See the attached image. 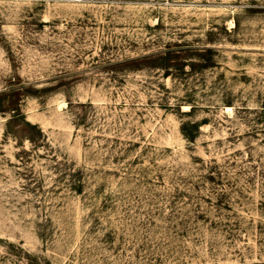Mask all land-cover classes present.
Segmentation results:
<instances>
[{"label":"rangeland","instance_id":"374dc122","mask_svg":"<svg viewBox=\"0 0 264 264\" xmlns=\"http://www.w3.org/2000/svg\"><path fill=\"white\" fill-rule=\"evenodd\" d=\"M0 264H264V0H0Z\"/></svg>","mask_w":264,"mask_h":264}]
</instances>
